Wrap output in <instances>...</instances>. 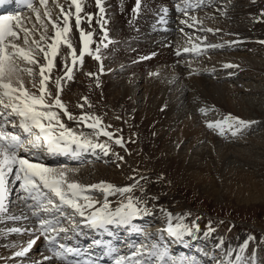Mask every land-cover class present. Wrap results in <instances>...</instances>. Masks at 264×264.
I'll return each mask as SVG.
<instances>
[{
	"label": "bare ground",
	"instance_id": "6f19581e",
	"mask_svg": "<svg viewBox=\"0 0 264 264\" xmlns=\"http://www.w3.org/2000/svg\"><path fill=\"white\" fill-rule=\"evenodd\" d=\"M112 1L113 5L118 0ZM127 2L129 3L130 0ZM60 3H65V0H60ZM147 3H149L148 7L145 6ZM166 6H175L177 9V25L185 32L183 35L186 41L185 46H178L179 41L174 38L169 44L166 40L171 36L166 37V33L157 32L158 28L153 27L150 30L154 32V38L150 37L148 29H143V32L147 33L145 35L147 38L143 40L140 38V40L149 43L158 42V40H165V42L153 44L150 49L148 45L138 42L135 38L137 35L140 37L141 32L137 31L134 35H128L120 28L121 11L115 9L117 17L107 20L109 21L107 33L114 39L112 47L116 49L115 52H111L112 48H110L106 59L104 58L106 49H101L99 54L104 67L103 71H100L101 61L98 65L96 60L85 55L83 66L77 64L73 69V79L67 80L64 76V63L67 62L71 66V62L65 60L66 57H70L68 56L69 49L62 46L61 54L56 58V67L51 74L53 81L58 77H63L61 81L63 91L60 98L73 117L77 118L74 120L79 122L78 126H75L61 113V120L66 126L77 133H83L94 143L106 144L108 150L114 151V154L120 153L121 160H132L136 157L138 165L143 168L141 180L128 183L130 178L126 174L130 172V168L123 169L124 165L128 166L126 164L128 162H125L117 171L111 166L99 167L97 163L94 164V171L89 170L90 166L83 168L78 165L82 162L88 165V162L81 161V158H91L96 154H102L103 159L99 160L102 165L110 163L104 161L105 157L111 158L112 161L115 159L111 154L108 157L99 148L78 150V155L72 156L68 153L66 158L39 153V159L53 168H57L55 165L59 161L66 160L65 164L70 163L73 166L58 168L74 169L75 172L71 174L72 178L86 185L100 181L119 187L136 185L131 195L143 201L141 207L146 205L148 212L138 216L133 221V227L140 230L138 223L150 219L153 221L149 224L152 228L147 232L136 234L140 231H132L127 226H116L110 228L112 236L97 232L95 237L107 236L109 240L126 237L127 242L133 243L137 240L136 242L140 244H150L155 240L161 247H166L170 256L177 262L185 257H194L196 264H221L227 261L236 264V258L239 256L240 264H264V242H261L260 235L256 239H248L247 236L241 234L238 239L229 240L220 238L214 233L193 231L192 235L185 233L182 238H178L177 248L172 249V245L176 242L173 240H170L172 245L164 246V239H168L164 237L162 230L168 222L167 214H172L173 224L179 222L185 224V221L176 220L175 217L183 216L166 209L174 197L154 194L159 187L149 184V180L144 181L153 176L150 170L152 172L161 170L164 177H168L167 173H170L169 179H173L172 183H193L195 187H201L209 196L228 195L236 203L264 201V111L259 112L249 106V104H254L264 107V90L262 87L258 88L259 85H264V43H260L264 41V0H143L140 5L141 13L144 14L147 10L148 14L145 13L141 19L152 21V16L159 14V10ZM104 8L108 11L106 5ZM186 8L187 15L183 10ZM54 11L58 13L59 9ZM85 12L92 13L94 19L91 25L85 21L81 27L85 31H93L95 33L93 40H95L102 34L95 20L99 11L95 10L92 0H86ZM18 15L23 16L24 14ZM103 16L106 17V15ZM191 17L196 19L192 20ZM182 21H187V23H182ZM211 21L215 23L213 26L209 24ZM72 22L71 40L78 54L81 44L78 31L74 27V19ZM117 28L119 30H116ZM208 28L213 31H206ZM206 34L208 37H205ZM225 42L229 44H223ZM213 44L222 45V47H207ZM193 45H199L200 52L183 51L185 47L191 48ZM91 48L94 50L95 46L93 47L92 44ZM171 48L173 51L169 52L168 49L171 50ZM222 48L226 51L224 54L219 53H222L220 51ZM231 49L243 50L245 58H238L236 53L231 52ZM177 51L181 54L175 58L172 53ZM207 52H209L208 55L204 54ZM203 55L210 58L206 66H200L194 60L195 56ZM186 60L189 61L185 62ZM227 64L237 67H229L231 70L225 71L223 68H226ZM88 73L94 75L89 76ZM152 73H157V75H151ZM188 74L198 75L199 78L197 76L188 78ZM202 74H205V77L201 78ZM207 77L211 81L205 84ZM220 78L235 80L234 82H238V85L232 82L233 87L227 84L228 86L223 88ZM245 78L257 82L255 84L257 86H252L250 83L244 84V80H247ZM240 84L247 88H243ZM49 88L55 94V84L50 83ZM239 90L254 95V97H248L247 101H244L241 96L233 95L239 93ZM255 94L261 96L256 97ZM137 95L141 96L140 105L144 107L143 111L138 110V104L134 106ZM215 95L218 98H215ZM197 101H201L200 106L195 105ZM80 105L83 107L81 108ZM201 108L206 109V113L213 111L214 115L220 117L206 120L208 118L205 117V113L202 116ZM129 111H131V117L126 114ZM253 112L257 115H253ZM227 113L252 123L235 136L231 134V130H226L225 134L217 139L213 134L216 132L218 134V130L215 132L206 125L210 121L221 120L228 115ZM83 115L100 117L102 123L99 128L110 130L113 138L109 139L102 134H97L99 129L88 128L86 125L92 123V120L80 122L79 117ZM117 138L123 139V147L115 143ZM132 141L134 148L127 145ZM227 141L230 144H227ZM218 179L220 187L216 185V182L219 183ZM92 194H99L103 199L100 192ZM134 194H139V196ZM20 195L21 190L16 186L13 196L15 203L9 209V215L20 216L17 214L19 211L27 210L24 203L20 201ZM108 199L115 207L117 202L123 198L116 195L109 196ZM27 215L28 220L22 224L26 225L25 229H34L33 217L30 212ZM9 222L10 220H4L3 223L7 225V228L0 233L1 237L10 228L11 223ZM84 231L89 233L86 229ZM29 232L14 233V240L0 247V258L3 262L6 264H47L44 257L35 258L30 252L27 259L23 257L8 259L9 256H15V252L27 246L32 238H28ZM24 239H27V242H24ZM4 241H7V238ZM221 241H223L222 244ZM246 241L247 247L242 248ZM114 247L117 248L116 245ZM185 251L187 252L183 254ZM126 254L128 252L124 253ZM153 264L156 262L153 261ZM168 264L172 262L168 261Z\"/></svg>",
	"mask_w": 264,
	"mask_h": 264
},
{
	"label": "snow or ice",
	"instance_id": "6c2138e0",
	"mask_svg": "<svg viewBox=\"0 0 264 264\" xmlns=\"http://www.w3.org/2000/svg\"><path fill=\"white\" fill-rule=\"evenodd\" d=\"M6 2L7 0H0V4ZM23 3L34 14V20L26 15L0 16V223L4 220L19 221L29 218L23 213L20 216L9 215L8 201L12 187L18 186L24 194V205L31 217L35 218L37 227L31 230L20 227L7 229L8 233L18 234L31 231L35 236L26 247L15 252V256H26L36 239L43 236L52 251V256L45 257L46 260L56 259L61 261V264H91L88 260H69L70 256L80 257L82 250L61 241L87 235L84 229L102 231L109 236L113 235L109 226H127L132 231H140L133 227V221L141 214L147 213L148 209L146 205L141 207L143 201L131 195L135 184L119 187L100 181L86 185L72 178L74 169L53 168L29 158V155L34 157L41 152L49 155H78V150L97 148L107 154L108 146L94 143L83 133H77L67 127L61 120V113L69 120L77 118L73 117L60 98L63 77L53 81L51 75L62 46L69 49L68 56L71 57V66L67 62L64 63V76L67 80L73 79V69L77 64L83 66L85 55L101 61L100 71H103L100 47L97 46L94 50L91 48L95 33L85 31L81 27L85 21L91 25L94 19L92 13L85 12L86 0H65L63 4L60 0H23ZM103 3L104 0H95V6L99 10L95 20L103 32V39L99 43L107 48L111 41L104 43V40H108V34L104 28L106 21L103 17ZM55 9H59V12L54 11ZM139 10L140 0H136L133 12L138 13ZM164 12L167 13V9H164ZM185 14L187 15L186 12ZM73 19L81 43L78 54L71 40ZM161 22H164L163 18ZM206 31L212 32L213 29L208 28ZM207 47L217 48L222 45L213 44ZM200 50L199 45L183 49L184 52L197 53ZM176 54L179 56L181 53L177 51ZM225 67L237 66L227 64ZM50 83L55 84V94L49 88ZM200 112L206 114V109L201 108ZM79 120H92V123L86 125L88 128L99 129L97 134L113 138L112 133L99 128L102 123L100 117L83 115ZM251 123L229 113L221 120L208 122L206 126L218 130L221 136L226 130H231V134L235 136ZM17 129L19 131H15ZM115 143L123 147L122 138L115 139ZM96 191L102 194L103 199H98L92 194ZM116 195L123 199L113 207L108 197ZM167 216L166 232L171 237L182 238L185 233L192 235L194 230L199 231L198 225L194 224L189 228L182 222L173 224L172 214L168 213ZM175 219L182 221L183 217ZM211 231L214 229H209V233ZM93 243L96 246L104 245L99 239L93 240ZM104 247L106 255L117 253L114 264H153V261L156 264H168V261L172 264H196L194 257H185L177 262L170 256L168 249L161 247L155 240L150 244L130 246L132 250L128 255H119L118 249L110 243ZM246 247L247 241L242 248ZM240 260L237 256L236 264H240Z\"/></svg>",
	"mask_w": 264,
	"mask_h": 264
},
{
	"label": "rangeland",
	"instance_id": "374dc122",
	"mask_svg": "<svg viewBox=\"0 0 264 264\" xmlns=\"http://www.w3.org/2000/svg\"><path fill=\"white\" fill-rule=\"evenodd\" d=\"M221 4H223V2H221ZM145 6L148 7L149 3L145 4ZM126 8H128V6H126ZM119 11H121V9H119ZM144 13L148 14V11L145 10ZM114 14H115V12H114ZM149 14H150V12H149ZM25 15L31 17L34 20L33 13L26 12ZM115 16H116V14H115ZM209 24L211 26H213L215 23H212V21H211ZM205 37H208V35L206 34ZM209 37L212 39L211 35ZM178 39L177 40L179 42H181L182 44H184V46L186 45V41H185V39H183V35L181 37V39H182L181 41H180V37ZM189 39L191 40V37ZM229 42H232V41H229ZM229 42H225L223 44H229ZM181 43L177 44V45L183 46ZM203 43H206V42H203ZM220 51H222V53L219 52L220 54H224L226 52V51H224V48H222V50H220ZM231 52L236 53V56L238 58H242V59L245 58L244 57L245 53L243 50H234V49L232 50L231 49ZM204 54L208 55L209 52L204 53ZM206 55L205 56L203 55L204 57L201 56L202 58L199 56H195L194 60L197 61L200 64V66H206L205 65L206 62H209V60H210V58H208ZM189 60H191V59L189 58ZM189 60H186L185 62H188ZM200 60H201V62H200ZM206 60H208V61H206ZM141 69H144V68H141ZM223 70L227 71V70H231V69H229V67H226V68H223ZM228 72H230V71H228ZM233 73H235V72H233ZM168 74H171V72H168ZM130 76H131V74H130ZM188 76H189L188 78H191L192 76H194V77L197 76V78H199L198 75H189L188 74ZM200 76H202L201 78H203V76L205 77V74H202ZM215 76H217V75H215ZM208 79H209L208 77L205 78V80H206L204 82L205 84H207L206 82L211 81ZM245 79H247V80H244L245 82L243 81L244 84L250 83L252 86L257 84V82H254L253 80H250L248 78H245ZM220 80H221L220 84H221V86H223V88H226L228 85H229V87H231V86L233 87L234 83H237V85H238V82H234L235 80L230 79L231 81H229V80H225L223 78H220ZM232 82H234V83H232ZM240 86H243V88H247L245 85H242V84H240ZM255 86H257V85H255ZM260 87H262L264 90V85H259L258 88H260ZM200 88L203 89V87H200ZM240 90H242V89H240ZM240 90H239V93L237 92V94H233V95H236L238 97L241 96L244 99V101H247L248 97H250V98L254 97V95H251L249 93H244L243 91H240ZM137 96L138 97H136V103L138 104V110L143 111L144 107H141V105H140L141 104V96L140 95H137ZM255 96L259 97L261 95L255 94ZM215 98H218L217 95H215ZM200 102L201 101H197V103H195V105L200 106ZM249 106H251L253 109L258 110L259 112L264 111V107H262V106L254 105V104H249ZM176 113H177V111H176ZM231 113H232V111H231ZM126 114L131 117V111L127 112ZM214 114H215V112L209 111L206 113L205 117L209 118V116L210 117L213 116L214 118H211V119H217L218 117H220V116L214 115ZM227 114H229V113H227ZM252 114L257 115V113H255V112H253ZM204 115H202V116H204ZM243 116H245V115H243ZM107 131L112 133L110 130H107ZM214 131L216 132V130H214ZM213 136H215V138H217V139H218V137H220V135L217 134V132L214 133ZM227 144H230V142H228ZM127 145H129L131 148L135 147L133 141ZM223 145L227 146L226 144H223ZM126 150H128V149H126ZM110 152L112 153V151H110ZM101 155L102 154H98V155L96 154V155H93V157L87 158V159H84L82 157L81 161L86 160L88 162L87 163L88 165H80V166H82L83 168L90 166L89 170L94 171L95 170L94 164L99 162V160L103 159V156H101ZM108 157H110V156H108ZM115 159H116V161L113 160L114 163H112L111 158L108 159L107 157H105L104 161H108L110 163L109 164H103V165L101 163H97V166H99V167L103 166L105 168H106V166H111L113 168V170L117 171L119 169V167H121L125 162H128V163H126V164H128V166L124 165L123 169H126V167H129L131 170L130 173L132 174V176H131L132 178L139 176L141 171L143 170V168H141L138 165V161H137L136 157L132 158V160L127 159L126 161L121 160V156L115 157ZM109 160H111V161H109ZM65 162H66V160H63L62 162L59 161V163L57 165H55V167L58 168V167L63 166V165H64V167L73 166V164L72 165H70V163L65 164ZM82 163H84V162H82ZM82 163H80V164H82ZM89 163H91V164H89ZM113 165H115V166H113ZM150 172L152 173V175L154 177H151L149 182L151 184H153L154 187H157V186L159 187V189H156L154 191V194H156L158 196H164V195L168 196L169 195L170 197H174L173 199L170 200V203L168 204L169 207H166V206H164V207L169 208V210H172L173 212L176 211L177 213H181L180 215H184L186 220L188 222H190L191 228L193 227L194 224L198 225L199 230L202 229L203 233L209 232L208 228H211V229H214V231H211L212 233L219 235L220 238L229 239V240L238 239L241 234H244V236H247L248 239H249V237H254V239H256L260 235V237L262 238L261 242L262 241L264 242V201L257 200L255 202L246 203L244 201V202L236 203L235 201L232 200V197H229L228 195H223L222 196L223 198L220 197L219 195H217L216 197L209 196L208 193L206 195L201 187H195L193 185V183L191 184L190 182L189 183L188 182H174V183H172L173 179L172 178L169 179L170 173H167L169 175L168 177H164L163 173H161L162 172L161 170L154 171V172H152L150 170ZM137 179L141 180V178H137ZM218 182L219 183L216 182V185H219L217 187H220V180L219 179H218ZM97 195H99V194H97ZM134 195L139 196V194H134ZM184 217H183V220H185ZM151 223H153V221H151L149 219V220H145V222H140L138 224H139V226H141L142 224H145V226H147V227H149V229H151L152 225L149 226V224H151ZM185 240H186V238H185ZM185 245H187V244H185ZM184 253H186V251Z\"/></svg>",
	"mask_w": 264,
	"mask_h": 264
}]
</instances>
